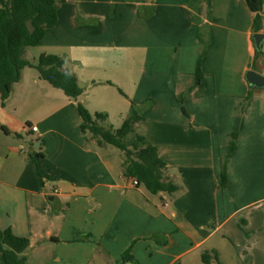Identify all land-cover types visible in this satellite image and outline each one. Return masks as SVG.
I'll use <instances>...</instances> for the list:
<instances>
[{"label":"crops","instance_id":"1","mask_svg":"<svg viewBox=\"0 0 264 264\" xmlns=\"http://www.w3.org/2000/svg\"><path fill=\"white\" fill-rule=\"evenodd\" d=\"M57 6V23L24 57L35 65L42 54L61 56L83 93L71 98L34 66L5 105L0 93L9 144L0 151V228L30 239L27 264H212L204 253L222 258L223 245L264 251V88L246 78L264 75V42L257 57L247 0H101L82 20L67 0ZM79 103L107 114L103 126L141 115L126 142L144 135L180 189L135 184L124 151L82 130ZM247 258L240 264H264Z\"/></svg>","mask_w":264,"mask_h":264},{"label":"trees","instance_id":"2","mask_svg":"<svg viewBox=\"0 0 264 264\" xmlns=\"http://www.w3.org/2000/svg\"><path fill=\"white\" fill-rule=\"evenodd\" d=\"M3 9L0 12V93L1 105H5L10 98L14 84L21 79L22 70L26 66H34L40 72L41 78L55 87L61 88L73 99H78L83 93L78 79L69 71L64 70V59L57 54H42L38 63L33 64L24 57L30 46H37L44 38L48 28L58 21L57 0H2ZM210 1V0H209ZM251 9L256 13L254 18V32L263 29V0H247ZM263 52L257 51V57ZM197 86L203 90L204 73L201 69V57L196 70ZM190 90L189 92H191ZM249 98V96L247 97ZM79 110L84 122L83 131H90L100 145L111 144L125 154L124 173L137 180L138 185H144L150 192L158 194L162 191L170 194L180 189L179 185L168 176L167 163L161 158L158 148L150 143L142 134H136V140L127 143V136L134 133L135 124L143 120L141 115L127 118L121 127L103 126L99 121L107 119V114L97 112L92 114L82 103ZM239 131H234L227 144L226 154L222 160V184H228V162L235 149ZM40 177L42 174L38 171ZM30 247V239L18 236L12 228H0V254L6 264H27L26 251ZM131 248L123 255L124 261L130 258ZM205 262L210 263L220 258L217 253L203 255Z\"/></svg>","mask_w":264,"mask_h":264},{"label":"rangeland","instance_id":"3","mask_svg":"<svg viewBox=\"0 0 264 264\" xmlns=\"http://www.w3.org/2000/svg\"><path fill=\"white\" fill-rule=\"evenodd\" d=\"M95 1H101V0H67V2H70L71 4H73L74 8L77 9V18L80 20L84 19V9L87 5L92 4V2L95 3ZM189 96H191V92H187L185 93L184 96H182V100H186ZM147 106V104H144L143 107ZM101 124V123H100ZM126 141V140H125ZM8 142H1L0 139V151H2L6 146H8ZM226 150H227V146L225 148L223 157L226 154ZM222 184V182H221ZM223 185V184H222ZM222 185L219 184V186L223 187ZM221 234H226V230H223L222 232H220ZM227 235V234H226ZM219 238V237H218ZM215 240H217V237L214 238V241H211V243H209L207 246L213 244V242H215ZM223 249L222 252V258H220V263L221 264H240V260L249 255V258H247L248 260H254L255 262H260L261 260H264V251L262 250H257L255 252H245L243 250H239L238 252L234 251V249L231 247V245H228L227 247H225L224 245L221 246ZM228 248H231L230 250H228ZM208 254V252H205ZM204 253V254H205ZM213 263L212 264H219V262L216 259H213ZM224 262V263H223Z\"/></svg>","mask_w":264,"mask_h":264},{"label":"water","instance_id":"4","mask_svg":"<svg viewBox=\"0 0 264 264\" xmlns=\"http://www.w3.org/2000/svg\"><path fill=\"white\" fill-rule=\"evenodd\" d=\"M256 49L258 52L262 51V44L264 42V32H255L253 35ZM246 78L252 88H264V75L256 70H249L246 73Z\"/></svg>","mask_w":264,"mask_h":264},{"label":"built area","instance_id":"5","mask_svg":"<svg viewBox=\"0 0 264 264\" xmlns=\"http://www.w3.org/2000/svg\"><path fill=\"white\" fill-rule=\"evenodd\" d=\"M263 23H264V19H263ZM32 130H33V131H38V127H37V126H32ZM134 183H135V184H138V183H137V180H134Z\"/></svg>","mask_w":264,"mask_h":264}]
</instances>
